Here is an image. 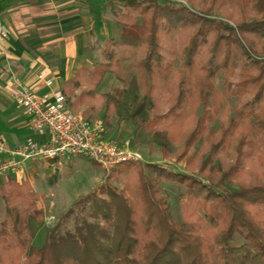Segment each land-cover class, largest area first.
I'll use <instances>...</instances> for the list:
<instances>
[{
	"label": "trees",
	"instance_id": "trees-1",
	"mask_svg": "<svg viewBox=\"0 0 264 264\" xmlns=\"http://www.w3.org/2000/svg\"><path fill=\"white\" fill-rule=\"evenodd\" d=\"M105 1L120 3L124 11L114 13L119 21L133 24L134 15L143 21L132 65L151 85L135 115L150 116L154 129L181 143L182 154L200 141L197 173L204 179L147 165L154 176L147 181L136 164H122L117 175L133 186L136 203L116 198L94 216L102 226L82 220L72 232L48 233L35 247L36 224L43 221L37 196L9 177L0 182V264H264V0H203L200 10L169 0ZM127 48L109 39L98 64L63 83L66 97L86 88L73 95L70 108L96 96ZM236 60L238 79L227 81L222 94L216 76L231 77ZM226 97L235 98L230 109ZM199 105L201 116L175 138L185 114ZM227 110L232 117L225 124L207 128ZM162 180L184 187L180 223L169 220L158 196L155 185Z\"/></svg>",
	"mask_w": 264,
	"mask_h": 264
},
{
	"label": "rangeland",
	"instance_id": "rangeland-1",
	"mask_svg": "<svg viewBox=\"0 0 264 264\" xmlns=\"http://www.w3.org/2000/svg\"><path fill=\"white\" fill-rule=\"evenodd\" d=\"M83 2V0H80ZM87 1V0H85ZM181 2L185 6L200 10L204 6L203 0H169ZM81 12L86 21L81 29L78 45V59L75 60L73 72L85 68L91 70L101 60V50L109 39L118 44L128 46L126 58L119 62L116 70L109 72L103 78L96 91V96L83 105L71 108L85 118L100 119L103 123L106 141L117 145L128 144V147L136 151L141 161L136 163L143 177L150 181L153 174L146 168L147 165H155L172 173H180L194 176L198 179L204 177L198 174L197 151L200 141H195L189 150L182 154L181 143L174 144L164 133L155 128V122L151 117L142 119L141 114L135 115L136 107L146 96L150 81L146 73L138 72L132 65L138 55L140 42V28L142 18L134 15L133 24H126L115 17V12L124 11L120 3L108 4L105 0H92ZM91 19V20H90ZM241 63L236 60V67L231 77L226 78L219 72L214 81L217 91L224 93L225 83H235L238 79ZM173 68L176 74L180 73V67L175 61ZM174 79V77L172 78ZM62 82V81H61ZM165 82H161L163 85ZM176 81H173L174 88ZM86 90L80 86L70 96L66 97L68 105L73 100V95ZM97 99V101L95 100ZM235 101L234 97H226L227 109H230ZM168 105L162 106L158 113L164 112ZM89 107L88 110L86 108ZM203 106L199 105L195 110L185 114L176 129L175 138L185 133L186 128H191L195 120L201 116ZM232 117L231 111L218 115L207 128L217 131L220 124H225ZM2 136V135H1ZM4 138H6L3 135ZM165 140V145L160 142ZM24 170L16 181L17 184H26L31 192L35 193L37 200L35 206L42 211L43 221L36 224V234L33 239L35 247H39L48 233L55 232L63 235L67 231L75 230L82 220L104 224L99 215L106 203L123 198L128 203H136V191L130 183L124 182V178L117 175V167L106 172L94 162L81 157L57 160L27 161ZM213 178L212 182H215ZM207 183V181H205ZM209 183V182H208ZM155 188L159 189L158 196L166 203L169 220L174 223L181 222L182 203L186 202V196L174 182L160 181ZM115 198V199H114ZM115 204V203H114ZM4 203L0 200V220L4 219Z\"/></svg>",
	"mask_w": 264,
	"mask_h": 264
},
{
	"label": "crops",
	"instance_id": "crops-1",
	"mask_svg": "<svg viewBox=\"0 0 264 264\" xmlns=\"http://www.w3.org/2000/svg\"><path fill=\"white\" fill-rule=\"evenodd\" d=\"M91 1L0 0V32L5 33L0 36V136L10 145L27 137L39 142L47 138L31 133L28 117L10 98L12 81L38 95L62 89L74 74L79 31L86 21L81 12ZM24 164L17 173L0 176V182L17 180Z\"/></svg>",
	"mask_w": 264,
	"mask_h": 264
},
{
	"label": "built area",
	"instance_id": "built-area-1",
	"mask_svg": "<svg viewBox=\"0 0 264 264\" xmlns=\"http://www.w3.org/2000/svg\"><path fill=\"white\" fill-rule=\"evenodd\" d=\"M1 37L5 33L0 32ZM46 85L51 81L46 80ZM10 98L27 117L33 135L44 141L27 137L20 144L10 145L0 136V176L17 173L23 162L81 157L109 172L125 163H138L140 155L128 147L104 139L100 119L84 117L69 107L61 89L45 94L31 93L12 81Z\"/></svg>",
	"mask_w": 264,
	"mask_h": 264
}]
</instances>
